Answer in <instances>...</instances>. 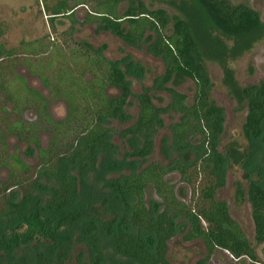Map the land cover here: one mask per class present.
Wrapping results in <instances>:
<instances>
[{
    "label": "trees",
    "instance_id": "1",
    "mask_svg": "<svg viewBox=\"0 0 264 264\" xmlns=\"http://www.w3.org/2000/svg\"><path fill=\"white\" fill-rule=\"evenodd\" d=\"M123 2L94 0L81 25H94L97 34L108 32L131 49L147 45L148 54L162 61L163 74L153 87H142L137 95L127 78L144 79L142 66L130 56L109 61L104 47L73 41L78 24L74 9L86 6L85 0H56L48 14L53 31L55 18L70 21L62 33L70 43L69 54L53 43L49 49L41 40L21 41L10 50L0 46V55L9 60L20 52L23 55L19 63L0 66V91L12 105V114L29 109L36 115L33 122L20 116L5 125L0 132L2 152H6L4 141L14 137L28 146L26 155L37 160L32 169L18 155H0V166L9 173L7 181H0V264H170L168 245L177 236L184 242L203 244L205 256L195 264H208L216 251L226 252L233 261L262 264L226 202L216 197L226 185V165L231 161L250 182L247 201L254 243L263 245L264 182L260 176L264 172L260 168L250 171L249 162L252 151L264 162V80L237 89L228 68L230 60L248 52L264 36L258 13L243 3L194 0L177 5L184 15L181 20L172 19L166 10L149 9L141 0H128L120 15ZM221 36L231 41L230 47ZM204 58L220 64L225 84L233 85L237 100L246 104L245 150L237 143H232L225 156L219 150L225 115L211 99ZM15 65L26 66L37 76L50 98L28 88L22 77L13 79ZM181 80L194 84L190 102L169 87ZM153 92L166 94L168 104L156 106ZM135 96L133 117L127 109ZM54 101L65 106L60 120H54L49 111ZM167 115L178 116L161 142L160 154L170 157V163L146 164L154 155L162 117ZM133 119L120 135L132 151L118 159L119 148L112 143L108 126ZM41 133L48 135L45 148ZM171 173L179 174L180 182L192 191L190 204L167 182ZM147 191L154 196L149 201ZM242 195L238 189L240 199ZM108 200H113V220L109 228L102 226L104 241L97 217L103 213L97 212L108 210ZM21 252L29 255L18 259Z\"/></svg>",
    "mask_w": 264,
    "mask_h": 264
},
{
    "label": "rangeland",
    "instance_id": "2",
    "mask_svg": "<svg viewBox=\"0 0 264 264\" xmlns=\"http://www.w3.org/2000/svg\"><path fill=\"white\" fill-rule=\"evenodd\" d=\"M88 2L86 6L77 7L74 9V16L77 21V25L74 26L73 41L82 42L85 41L91 44L95 48L104 47L103 55L109 60L119 62L124 58L130 56L132 60L143 67L145 70L144 79L136 80L132 76H128L127 80L130 81L132 93L137 95L141 93L143 88L153 87L154 81L157 77H160L164 72V66L160 59H155L147 52V45H144L141 49L135 50L127 47L123 42L114 37L108 32L97 34L95 32L94 25H81L90 11V5L94 0H85ZM128 0H124L119 5L118 12L123 14L127 7ZM149 9H163L168 12L172 19L183 20L184 15L179 12L177 5L181 2L191 4L194 0H141ZM232 4H246L252 10L258 13L261 26L264 30V0H228ZM56 3V0H0V46L6 50L18 48L21 41H35L41 40L49 49L51 43L59 50L67 55L69 54L70 43H66V39L62 33L66 32L71 23L64 17L55 18L54 25L55 30L51 28L48 14H50L51 8ZM73 7V3L70 4ZM171 30H168L167 34ZM219 36V35H218ZM222 40L227 46H231V41L222 37ZM58 50V51H59ZM22 52L18 53L12 60L0 55V66L4 68L7 64L14 65L19 63L23 59ZM49 55V54H48ZM35 57V55L33 56ZM33 61H36L34 59ZM204 64L207 69L211 90L210 95L212 101L223 110L225 115L224 132L220 140L219 150L225 156L232 143H237L240 150H245L246 141L244 137L243 125L245 123L246 116V104L239 102L236 98V94L233 91V85L237 89H242L248 85L258 84L264 80V36L261 40L257 41L251 49L244 53L239 58L230 60L228 68L233 71V85L225 84L224 71L220 64L214 60L204 58ZM129 70V69H128ZM130 71V70H129ZM131 73V71H130ZM20 76L25 80V84L28 88L39 92L44 98L49 99L50 94L48 90L43 86L40 79L28 72L26 66H13L12 78ZM169 87H173L176 91L185 94L188 102L192 100L194 93V84L190 80L177 81L176 85L170 83ZM154 103L158 107H165L169 102V97L164 93H151ZM133 103L131 107L127 109L129 115H136L137 112V100L136 96L131 100ZM12 105L8 104L5 100V95L0 91V132L4 130L5 125L9 122H13L18 117H22L26 122H33L36 120L34 111L26 109L21 112V115L12 114ZM49 111L54 120H60L65 116V106L62 102L54 101L50 103ZM178 116L167 115L163 116V127L160 129L159 134L155 141L154 155L148 158L146 164L151 162L161 163L167 166L170 163L171 158L166 155H161V142L165 137L169 136V126L176 122ZM133 120H128L126 124H120L117 121L110 122L109 128L112 129V143L119 148L118 159H122L124 154L131 152V148L127 140L120 137L121 131L124 128L129 127ZM264 126V125H263ZM42 147H46L48 135L41 133L39 135ZM5 153L2 152L3 146L0 145V155L12 156L18 155L22 160L28 164L32 169L36 167L37 160L35 156H27L26 149L28 146L24 143H20L14 137H8L5 141ZM34 155V154H33ZM173 159H178L173 156ZM9 161V160H7ZM252 164V165H251ZM227 180L225 187L218 191L216 197L219 200L225 201L230 213V216L235 220L241 229L243 230L246 238L251 245L255 248L259 261L264 264V244L256 246L254 243V226L251 218L250 206L247 201V190L249 183L243 177V170L232 164L231 161L227 163ZM252 166V167H251ZM259 169L264 172V162L260 158V155L256 151H252V157L249 162V170ZM126 173V171H124ZM263 174V175H262ZM260 179L264 182V173H262ZM9 176L8 170L4 166H0V181H7ZM168 183L175 186L177 194L181 195V200L187 204L191 203V193L189 187L183 185L180 182L179 174L171 173L166 177ZM238 189L242 191L243 195L240 199L238 197ZM153 194L150 191L146 192L147 200L153 199ZM107 206H109L106 212L99 211L97 216L101 218L100 232L103 236L102 226L107 229L112 224L113 212L112 209L113 200H108ZM104 240V236L102 237ZM106 241V240H104ZM106 243V242H105ZM167 259L170 264H195L199 259L205 256V249L200 241L184 242L181 236H177L171 240L168 245ZM28 253L21 252L17 258L21 259ZM4 262V261H3ZM4 264V263H1ZM109 264H115L114 261H109ZM208 264H250L246 259L239 261H233L230 256L223 251H216L211 257Z\"/></svg>",
    "mask_w": 264,
    "mask_h": 264
}]
</instances>
